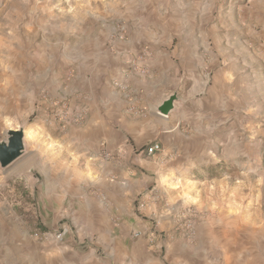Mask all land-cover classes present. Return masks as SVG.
Masks as SVG:
<instances>
[{"label": "rangeland", "instance_id": "rangeland-1", "mask_svg": "<svg viewBox=\"0 0 264 264\" xmlns=\"http://www.w3.org/2000/svg\"><path fill=\"white\" fill-rule=\"evenodd\" d=\"M130 40L177 51L188 83L201 84L177 101L193 137L180 167L197 200L188 198L171 229L148 215L137 238L161 258L168 240L186 243L190 264H264V0H0V142L23 127L28 150L0 168V240L26 239L35 250L33 236L48 243L44 234L70 222L68 210L50 207L54 189L38 188L54 163L49 143L84 123V105L72 102L84 62ZM63 101L79 123L54 116ZM153 190L151 202L162 203Z\"/></svg>", "mask_w": 264, "mask_h": 264}, {"label": "crops", "instance_id": "crops-1", "mask_svg": "<svg viewBox=\"0 0 264 264\" xmlns=\"http://www.w3.org/2000/svg\"><path fill=\"white\" fill-rule=\"evenodd\" d=\"M142 46L130 40L84 62V79L71 88L79 94L73 105H84V123L49 143L54 163L44 171L48 180L38 187L54 189L51 208L69 211L63 240L39 243L33 236L39 245L34 250L26 239L25 245L7 237L0 240V264H190L186 243L168 240L161 258L134 233L151 225L152 214L160 218L161 228H173L188 198L197 200L180 167L193 157L185 147L193 137L184 135V109L176 102V111L163 117L158 108L172 93L183 101L196 97L201 84L188 83L185 67L172 59L177 51ZM144 51L146 74L130 65ZM155 144L162 150L149 155ZM56 189H62V196ZM153 189H160L162 203L151 202L150 194L157 195Z\"/></svg>", "mask_w": 264, "mask_h": 264}, {"label": "water", "instance_id": "water-1", "mask_svg": "<svg viewBox=\"0 0 264 264\" xmlns=\"http://www.w3.org/2000/svg\"><path fill=\"white\" fill-rule=\"evenodd\" d=\"M182 100L179 93L169 94L159 106L158 112L163 117H168L176 111V102ZM26 130H9L7 138L0 142V168L5 171L16 164L27 154Z\"/></svg>", "mask_w": 264, "mask_h": 264}, {"label": "built area", "instance_id": "built-area-1", "mask_svg": "<svg viewBox=\"0 0 264 264\" xmlns=\"http://www.w3.org/2000/svg\"><path fill=\"white\" fill-rule=\"evenodd\" d=\"M118 37H120V39L124 38V28L120 29ZM146 56H147V52L145 51L142 55H140L139 58L132 60L130 62L131 68L134 70L139 69V70H141V73L146 74L147 71L145 69H143V67H142L144 65L143 63H144ZM52 106H53L52 112L55 114L54 116L56 118H59L58 120L60 122L64 121V123H66V124H69L70 121L79 123L82 119L81 115L74 114V112L71 110L70 106L68 105V102H65V101L56 102V103H53ZM84 116H85V113H84ZM161 150H162L161 146L159 144H155L148 149V154L153 155V154L160 152ZM110 157H111V155L109 153H107L106 158H110ZM191 226L192 225H189L190 230H191ZM64 234H65L64 231H62L61 233L56 234V235L44 234V239L46 241H50V240L62 241ZM143 234H144L143 232L139 231V232H136L135 235H136V237H142Z\"/></svg>", "mask_w": 264, "mask_h": 264}]
</instances>
